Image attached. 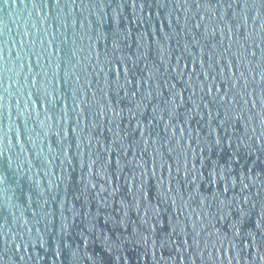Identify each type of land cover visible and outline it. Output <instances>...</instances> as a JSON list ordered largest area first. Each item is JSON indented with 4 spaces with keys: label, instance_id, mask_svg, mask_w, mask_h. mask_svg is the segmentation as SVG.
Wrapping results in <instances>:
<instances>
[{
    "label": "water",
    "instance_id": "95a60500",
    "mask_svg": "<svg viewBox=\"0 0 264 264\" xmlns=\"http://www.w3.org/2000/svg\"><path fill=\"white\" fill-rule=\"evenodd\" d=\"M0 264H264V0H0Z\"/></svg>",
    "mask_w": 264,
    "mask_h": 264
}]
</instances>
